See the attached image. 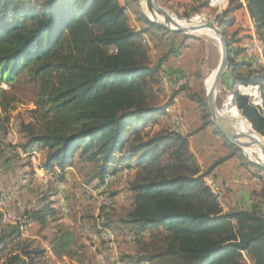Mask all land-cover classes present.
I'll use <instances>...</instances> for the list:
<instances>
[{
  "label": "trees",
  "instance_id": "16d2710c",
  "mask_svg": "<svg viewBox=\"0 0 264 264\" xmlns=\"http://www.w3.org/2000/svg\"><path fill=\"white\" fill-rule=\"evenodd\" d=\"M138 0H0V80L12 84L21 76L37 85L40 120L36 132L25 126L26 140L7 144L8 119L0 116V158L10 165L5 148L19 151L18 157L36 148L46 152L45 171L59 183L65 171L79 164L90 168L91 182L104 183L120 170L135 171L127 190L132 208L119 225L128 229L137 244L130 264H264V187L250 211L225 212L205 186L204 178L236 154L247 167L264 172L251 163L213 125L205 87L190 93L189 100L203 110L202 129L212 126L232 150L202 172L189 150L188 138L169 128L150 134L147 126L167 114L160 102V73L185 45L167 50L157 62L142 40L152 28L164 35L181 36L152 25L138 10V21L146 26L135 31L128 13ZM255 32L263 45L264 0H245ZM180 17L208 8L207 0L183 5ZM241 0H229L216 19L225 35L235 25ZM187 36V35H183ZM236 36V33L234 34ZM250 35L227 40L229 69L234 83L260 85L264 91V64L254 65L242 48ZM240 42L237 61L233 44ZM234 112L249 121L264 137V111L250 99L234 93ZM2 104L0 103V108ZM5 108V107H4ZM37 111V112H38ZM89 174V172H88ZM45 193L39 206L26 213V224L45 228L62 219L53 200ZM95 233L101 234L99 225ZM103 227L109 228L106 222ZM20 226L0 234V264H46V250L22 240ZM53 254L82 262L83 244L70 226L58 225L48 240ZM245 254L247 258L245 259Z\"/></svg>",
  "mask_w": 264,
  "mask_h": 264
},
{
  "label": "rangeland",
  "instance_id": "374dc122",
  "mask_svg": "<svg viewBox=\"0 0 264 264\" xmlns=\"http://www.w3.org/2000/svg\"><path fill=\"white\" fill-rule=\"evenodd\" d=\"M157 4L161 6L158 7L163 12L173 14L181 19H194L196 18V16H200L214 22L215 24H219L216 19L218 15L217 11L210 7L201 10L198 14L189 12L190 17H180L176 11L179 10L180 13H184L183 9L178 7L177 10L174 7H169L165 5V2L163 0H157ZM135 9H138L143 14V10L140 7V0H138L137 3L132 4L131 11L128 13L130 25L134 28L135 31L140 32L146 25L140 23L137 20L138 16L135 14ZM234 31V29H228L226 39L236 41L239 40V37L234 36ZM156 33L161 34L163 32H161L157 28H152L151 32L149 33L150 35L147 34L150 41H152L153 50L151 51V54L152 59L153 57L155 58V62H157L159 59L158 44H155L154 42L156 39H158ZM183 35L185 34H181V36L179 37H172L168 35V37L171 39H175L178 43L184 44L185 46L187 43L192 44L194 47L193 52H195V55L198 54L199 61L196 63L197 67L196 71L193 74L194 76L192 78H187V80L191 82V85L182 87H187L190 93L197 94L200 91V85L202 83L205 87V95H207L206 80L209 75L214 70H216L221 58L219 43L215 39L206 37L202 34H191L187 35L186 37ZM256 65L259 66L262 64H260V62H256ZM195 77H197V84L195 83ZM182 87H179V89H181ZM235 92H238L237 85H235L234 83L233 73L228 68L219 87L217 100V107L219 112H225L226 105H229L231 107V113H234L232 105L236 106L234 101ZM37 97V85L27 82V78L24 77V75H21L16 80V82L12 84H7L1 82L0 80V103L2 104V107L0 108V116L2 119H8L9 125V128L7 130V144L20 145L24 143L27 137L25 126L33 125L36 132H39L43 129L44 123L40 120L41 112L38 111L36 104ZM161 101H168L163 89L160 102ZM204 111H209V108L207 107ZM201 112L203 113V110ZM181 118L183 120V123L186 125L189 134L192 130L188 128L189 125L185 121V119H183V117ZM173 127L174 125L171 123L167 124L166 122L160 121L156 123L152 122L151 124H149L147 126V130L150 132V134H156L158 131L166 128L173 130ZM4 152L5 157L10 158L11 163L7 166L3 165V160H1L0 158V194L12 190L14 191L15 196L18 200L22 201L27 206H32L34 205V203L38 205L41 197L45 193H58V186L56 185L57 181L48 176L46 178L47 181L45 182L42 174L34 171L27 158H24L23 156H17V153L19 151L16 152L14 150L5 148ZM41 153L43 154V151H41ZM242 153L244 154V152ZM244 156L246 157L245 154ZM253 170L262 177L264 187V172H259L255 168H253ZM75 171V182L70 185L65 184V187L61 186V189H64V196H62V198L64 199V203L66 205L67 215L71 217V221H65L63 224L71 225V227L76 231L80 243L84 246L81 254L83 261H74V264H102V259H106L108 255L107 243L102 242L100 238H98L99 240L94 241V238L86 235L82 228L89 230L91 232L90 234L92 235V232H95L96 229L94 225L98 224V217L101 213H104V215L106 216V222L111 226L110 229H112L115 233H117L116 231L118 229L122 228L119 225V221L120 219L125 218L127 213L132 208L131 197L129 196L128 191H126L125 188V184L130 179L131 173L128 170V172H122L120 174V176H122L121 184L123 185V188L120 185V181L116 182L115 178L107 179V181H112L109 185L108 194L113 198L119 197L120 207L110 211H106L104 209L98 210V206L93 204H89V206L83 205V189L84 186H88L91 184V169L84 167L83 164H79L76 167ZM82 209L85 210L84 213H82ZM78 221H85L86 225L82 227L78 223ZM58 225L60 224L50 223L48 226L42 229L39 226H33L29 228L28 234L24 239H30L31 236H35L38 239L37 245L39 247H43L44 245H47L48 240L53 236L54 231L57 229ZM126 234V232L117 234L116 250L120 262L123 264H130L128 257L135 255L138 247L135 242L127 241ZM100 247L102 249H100ZM246 258L247 254H245V259ZM1 259L2 255L0 254V261ZM50 259L54 262V264H66L63 263L59 258Z\"/></svg>",
  "mask_w": 264,
  "mask_h": 264
},
{
  "label": "crops",
  "instance_id": "0c3cea01",
  "mask_svg": "<svg viewBox=\"0 0 264 264\" xmlns=\"http://www.w3.org/2000/svg\"><path fill=\"white\" fill-rule=\"evenodd\" d=\"M163 1L165 2V5L169 7H174L176 9L178 7L183 9L182 7L183 5L192 4L187 2L186 0H163ZM242 3H243V8L235 13V19H236L235 25L232 28H230L235 30L233 34L236 33V36L239 38H244L245 36L251 35L253 32H255V26L249 15L247 4L246 2H242ZM156 36L158 39H156L157 41L155 40L154 42L155 44H158L159 58L167 50L171 48H177L180 46V43H178L175 39H171L167 35H164L163 33L161 34L156 33ZM240 46H241L240 42H236L232 46V48L236 53L235 58L237 61H241L243 57L242 55H238L237 53ZM193 49H194L193 45L187 43L184 50L181 52V55L177 57L176 56L171 57L169 61L163 65L162 71L160 73V78L162 76L166 77L169 83V89L167 90V92L164 91L167 96V100H168L167 102H170L169 99L175 96L180 97V103L177 107L176 113L180 117H183V119H185V121L189 125L188 128L192 130L187 137L189 142V150L194 155L196 161L201 167V171L204 173L207 172L218 160L225 158L227 156H231L232 150L225 144L223 137L215 133L214 128L212 126H208L202 129L203 119H202L201 109L195 102L189 100L186 91L180 92L177 95H175L174 93L179 89V85L181 81L187 80V78H192L194 76L193 74L196 71V67H197L196 63L199 61V56L198 54L197 55L194 54L195 52H193ZM152 61L155 62L154 57ZM256 62H260V64H264V58L262 57L261 60L255 61L253 62V64L256 65ZM195 83L197 84V77H195ZM172 117L173 116L169 114L159 116L157 117L155 123L161 121V122H166L167 124L168 123L173 124ZM39 151L41 152V150ZM41 157H42V161H45L46 152H43V154L41 153ZM75 169L76 168H68L65 171V180L62 183L56 182V185L58 186L57 188L58 193H55V195L53 196V200L56 202V208H58V210L61 212L62 215V219L59 221L60 225H64L63 223L65 221H71V217L67 215V209L63 211L59 204V200L62 198V196H64V191H63L64 189H61L60 187L61 186L65 187V184L70 185L75 182L74 179V175L76 173ZM122 171L123 170L118 171L116 175L113 176V178H115L116 182L120 181V185L123 188V185L121 184L122 176H120ZM129 171L131 173V177L128 180V182L131 181L135 175V171L133 170H129ZM209 175L215 176L219 179H224L230 183V188L227 195V205L229 211L231 210L250 211L252 209L253 203L255 202L257 193H259L263 189L262 177L257 172H255L253 168L245 166L236 154L232 155L227 161H225L224 163L220 164L215 169H213ZM50 177L55 180L53 176ZM256 178L260 180L259 183L255 180ZM128 182L125 184L126 191H128L127 190ZM96 186H97L96 182H92L90 185L84 186L83 193L86 189L94 188ZM128 194L131 197V204H132L133 201H132L131 193L128 192ZM115 199L118 204L117 208H119L120 199L119 197H116ZM82 200H83V205L89 206V203L87 202V200H85V198L83 199L82 197ZM38 206L39 204L37 205L36 203H34V205L32 206L29 205V211L37 208ZM81 211L82 213L85 212L84 209H82ZM78 223L82 227L86 225L85 221L84 222L78 221ZM33 226L36 227L39 225L36 223L29 224V228ZM64 226L71 227V225H64ZM82 229L86 233V235H88L91 238H94V241L99 240L98 238H100V240L104 242L101 234H96L95 232H92L91 235L90 234L91 232L89 230L85 228ZM55 232L56 230L54 231V233ZM116 232H117L115 233L116 236L117 234H122L126 232L127 241L134 242L133 236L130 234L128 229L122 227L118 229ZM22 240L33 241L35 245H37L38 243L37 241L38 239L35 236H31L30 239L22 238ZM41 248L46 250L47 257H51L52 259L58 258L51 251L49 242L47 243V245H44ZM100 249L102 248L100 247ZM60 260L66 264H74V261H71L67 257H63Z\"/></svg>",
  "mask_w": 264,
  "mask_h": 264
},
{
  "label": "built area",
  "instance_id": "2783aa9c",
  "mask_svg": "<svg viewBox=\"0 0 264 264\" xmlns=\"http://www.w3.org/2000/svg\"><path fill=\"white\" fill-rule=\"evenodd\" d=\"M189 3L196 2L198 0H186ZM208 7L217 11V14L221 13L224 9L227 8L229 0H207ZM245 2V0H242ZM143 44L148 47L151 51L153 50L152 41L148 38L147 34L143 35ZM244 55L247 59L251 61H259L263 57V45L259 40L256 32H253L250 35V38L247 39L242 45ZM160 86L163 91L167 92L169 85L166 77L162 76L160 78ZM190 86L191 82L184 80L180 82L179 87ZM238 93L242 96H246L250 99L252 105L261 108L264 111V91L260 85H244L237 84ZM180 103V97H173L167 107V114L172 115L173 117V131L184 136L188 137V131L186 125L183 123L182 118L176 113L177 107ZM23 157L27 158L30 165L37 173H41L45 182L47 177L50 176L45 169L43 168V161L41 157V152L37 149L23 153ZM122 172H128L127 169H124ZM108 178L113 176H108L104 183L97 185L94 188H89L84 191V198L89 204L98 206V210L104 209L110 211L116 209L118 204L115 198L111 197L108 194L109 185L112 181H107ZM258 183L259 179H255ZM205 186L210 190L213 198L220 205V207L228 212L227 205V195L230 188V183L224 179H219L212 175H207L204 178ZM63 187V186H62ZM60 187V188H62ZM60 207L63 211L66 210V205L64 200L61 198L59 200ZM29 211V206H27L22 201L18 200L15 196L14 191L9 190L3 194H0V234H2L6 229H9L14 226H20L21 229V239L25 238L29 231V225L26 224V213ZM106 223V216L104 213H101L98 217V225L101 229V236L104 242L107 243L108 255L106 259H102V264H121L117 250H116V234L112 229L105 228L103 225ZM51 257L46 258V264H54L50 259Z\"/></svg>",
  "mask_w": 264,
  "mask_h": 264
},
{
  "label": "bare ground",
  "instance_id": "6f19581e",
  "mask_svg": "<svg viewBox=\"0 0 264 264\" xmlns=\"http://www.w3.org/2000/svg\"><path fill=\"white\" fill-rule=\"evenodd\" d=\"M140 3L143 12L148 16L149 19L153 21H156L161 24L165 23L180 28L187 27L190 25V21L188 19H179L173 14L163 12L159 9V7L155 9V7L151 4L150 0H140ZM191 22L192 24H198V26L190 32L192 35L202 34L206 37L213 38L219 43L220 46L219 39L211 30L207 29L204 21L202 20V17L196 16V18L192 19ZM215 74L216 70H214L206 80V90L207 94L210 97H212L210 89L214 85ZM219 118L227 128L231 129L232 131L238 134H242L248 137L246 141H251L254 139L260 141L255 144L238 142V145L242 148L244 154L249 159L264 164V145L261 144L263 139L254 133L249 121L237 115L235 112L231 113V107L229 105H226L225 112H219Z\"/></svg>",
  "mask_w": 264,
  "mask_h": 264
},
{
  "label": "water",
  "instance_id": "95a60500",
  "mask_svg": "<svg viewBox=\"0 0 264 264\" xmlns=\"http://www.w3.org/2000/svg\"><path fill=\"white\" fill-rule=\"evenodd\" d=\"M150 1H151V4L155 7V9L158 6H160L159 4H157V0H150ZM140 7H141V3H140ZM143 14H144V16L148 19V21L152 25H155L157 27H160L162 29L168 30V31L173 32V33L191 35L190 32L198 26V24H192V22H191L192 19H188L190 21V25L189 26L183 27V28L174 27L172 25H168V24H165V23L161 24V23H158L156 21H153V20L149 19L148 16L144 12H143ZM179 19H181V18H179ZM202 20L204 21L207 29L211 30L215 34V36L219 39L220 50H221V58H220V62L218 64V67L216 68L214 85L210 89V93H212V97H210L208 94L206 95L207 101H208V108H209V112H210V115H211V121H212L213 125L219 130V132L230 143H232L233 145L238 147L243 152L242 148L239 147L238 142L248 143V144H255V143L260 142V141H258L256 139L251 140V141H246V139L248 137H246L245 135H242V134H238V133L232 131L231 129L227 128L221 122V120L219 118V111H218V107H217L219 87H220V85H221V83H222V81L224 79V76H225V73H226L227 69L229 68L230 53H229V48H228L226 37H225L220 25L219 24H215L214 22H212L210 20H207L205 18H202ZM167 107H168V105L165 106V108H167ZM253 131H254V133L256 135L260 136L263 139L261 144L264 145V137L262 135H260L259 133H257L254 129H253ZM248 160L251 163L255 164L256 166L264 168V164H261V163L256 162V161H252L249 158H248Z\"/></svg>",
  "mask_w": 264,
  "mask_h": 264
}]
</instances>
